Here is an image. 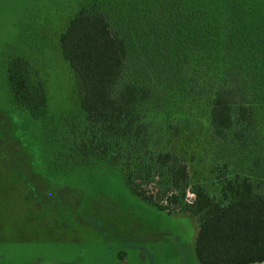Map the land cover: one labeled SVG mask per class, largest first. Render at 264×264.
<instances>
[{"label":"trees","instance_id":"16d2710c","mask_svg":"<svg viewBox=\"0 0 264 264\" xmlns=\"http://www.w3.org/2000/svg\"><path fill=\"white\" fill-rule=\"evenodd\" d=\"M57 49L81 113L67 157L196 218L200 264L264 263V0H85ZM5 71L17 109L46 118L31 61Z\"/></svg>","mask_w":264,"mask_h":264},{"label":"rangeland","instance_id":"374dc122","mask_svg":"<svg viewBox=\"0 0 264 264\" xmlns=\"http://www.w3.org/2000/svg\"><path fill=\"white\" fill-rule=\"evenodd\" d=\"M83 1L0 0V264H200L196 218L146 203L115 167L67 157L65 134L81 113L57 47ZM13 54L46 82L44 119L11 100L5 70Z\"/></svg>","mask_w":264,"mask_h":264}]
</instances>
